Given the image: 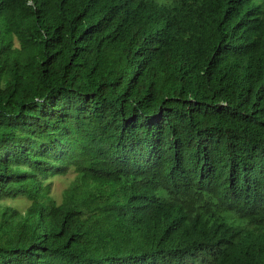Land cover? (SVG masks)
I'll list each match as a JSON object with an SVG mask.
<instances>
[{"label":"trees","instance_id":"obj_1","mask_svg":"<svg viewBox=\"0 0 264 264\" xmlns=\"http://www.w3.org/2000/svg\"><path fill=\"white\" fill-rule=\"evenodd\" d=\"M18 198L0 264H264V0H0Z\"/></svg>","mask_w":264,"mask_h":264},{"label":"rangeland","instance_id":"obj_2","mask_svg":"<svg viewBox=\"0 0 264 264\" xmlns=\"http://www.w3.org/2000/svg\"><path fill=\"white\" fill-rule=\"evenodd\" d=\"M73 174H69L65 177H56L52 179V191L51 195L56 200L57 203H60L62 200L63 191L70 185L71 181L73 180ZM30 203L24 198H18L14 200H3L0 203V206H9L13 207L14 209L24 212Z\"/></svg>","mask_w":264,"mask_h":264},{"label":"bare ground","instance_id":"obj_3","mask_svg":"<svg viewBox=\"0 0 264 264\" xmlns=\"http://www.w3.org/2000/svg\"><path fill=\"white\" fill-rule=\"evenodd\" d=\"M203 145V144H202ZM205 152V151H204ZM230 206V205H229ZM234 208V207H233ZM200 218V217H199Z\"/></svg>","mask_w":264,"mask_h":264}]
</instances>
